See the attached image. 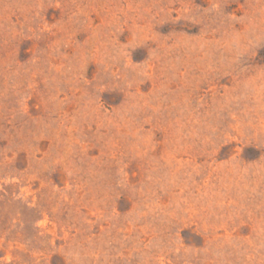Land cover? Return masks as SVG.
I'll return each mask as SVG.
<instances>
[{"label":"rangeland","instance_id":"374dc122","mask_svg":"<svg viewBox=\"0 0 264 264\" xmlns=\"http://www.w3.org/2000/svg\"><path fill=\"white\" fill-rule=\"evenodd\" d=\"M0 264H264V0H0Z\"/></svg>","mask_w":264,"mask_h":264}]
</instances>
